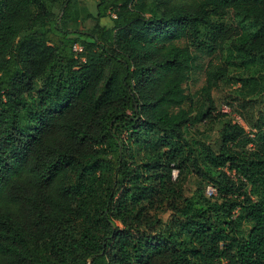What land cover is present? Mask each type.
<instances>
[{
  "label": "trees",
  "instance_id": "16d2710c",
  "mask_svg": "<svg viewBox=\"0 0 264 264\" xmlns=\"http://www.w3.org/2000/svg\"><path fill=\"white\" fill-rule=\"evenodd\" d=\"M75 4L0 0V264H264V0Z\"/></svg>",
  "mask_w": 264,
  "mask_h": 264
},
{
  "label": "rangeland",
  "instance_id": "374dc122",
  "mask_svg": "<svg viewBox=\"0 0 264 264\" xmlns=\"http://www.w3.org/2000/svg\"><path fill=\"white\" fill-rule=\"evenodd\" d=\"M76 9L80 13V20H81V29L88 30L92 27V20L90 18L91 14L95 11V0H76L75 4ZM222 18H227V16H221L214 21L216 23H221L223 21ZM107 25L111 24V21L108 20L106 23ZM198 59L196 62V68L191 73L190 80L187 81L184 85L185 93L188 95L196 94L200 88L205 84L206 80V71L210 68L211 65H221L223 63L222 54L217 52L212 55H205V54H198ZM212 98L215 99V104L218 107L217 112L221 111L222 113L231 114L230 110L227 108L226 105L221 103V99L218 93L212 92ZM230 118L241 124V121L237 117V115L231 114ZM201 129V128H200ZM195 137H198L194 132L192 133ZM231 177L233 173H227ZM176 175V174H175ZM207 193L209 195L215 194L211 187L207 188ZM169 218V213L163 214L161 216L162 221L165 223Z\"/></svg>",
  "mask_w": 264,
  "mask_h": 264
},
{
  "label": "built area",
  "instance_id": "2783aa9c",
  "mask_svg": "<svg viewBox=\"0 0 264 264\" xmlns=\"http://www.w3.org/2000/svg\"><path fill=\"white\" fill-rule=\"evenodd\" d=\"M110 17H111L112 19H115V18H116V16H115L114 13H111V14H110ZM73 50H74L75 52H79V51H81V48H80L79 46H74ZM82 60H83V59H82ZM83 61H84V60H83Z\"/></svg>",
  "mask_w": 264,
  "mask_h": 264
},
{
  "label": "crops",
  "instance_id": "0c3cea01",
  "mask_svg": "<svg viewBox=\"0 0 264 264\" xmlns=\"http://www.w3.org/2000/svg\"><path fill=\"white\" fill-rule=\"evenodd\" d=\"M107 22H108V18H104L101 20L102 24L106 25L107 27H110V24L109 25L106 24Z\"/></svg>",
  "mask_w": 264,
  "mask_h": 264
}]
</instances>
